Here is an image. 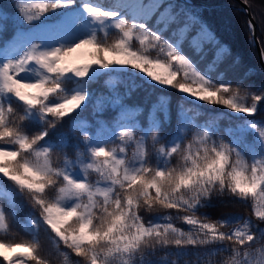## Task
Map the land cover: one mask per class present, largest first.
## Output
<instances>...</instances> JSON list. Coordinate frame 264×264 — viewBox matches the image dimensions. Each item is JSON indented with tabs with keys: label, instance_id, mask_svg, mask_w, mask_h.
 <instances>
[{
	"label": "snow or ice",
	"instance_id": "snow-or-ice-1",
	"mask_svg": "<svg viewBox=\"0 0 264 264\" xmlns=\"http://www.w3.org/2000/svg\"><path fill=\"white\" fill-rule=\"evenodd\" d=\"M0 40V145L12 146L0 149V176L11 184L9 211L29 209L64 264H264V125L245 121L225 141L215 122L201 126L182 106L173 116L160 96L142 126L144 109L124 102L139 87L134 81L123 95L113 81L109 95L89 90L102 73L139 72L195 100L257 114L264 91L243 79L221 82L239 59L194 5L18 0L0 10ZM89 108L91 121L81 118ZM234 201L250 213L230 212ZM8 221L0 204V230ZM39 248L36 236L0 242V257L50 264Z\"/></svg>",
	"mask_w": 264,
	"mask_h": 264
},
{
	"label": "trees",
	"instance_id": "trees-1",
	"mask_svg": "<svg viewBox=\"0 0 264 264\" xmlns=\"http://www.w3.org/2000/svg\"><path fill=\"white\" fill-rule=\"evenodd\" d=\"M247 3L252 17L257 25V36L264 53V0H242ZM28 3H41L46 0H27ZM80 0H77L79 5ZM93 4L99 5L101 8H108L115 4L116 0H89ZM188 2L196 7L201 12L204 19L211 25L215 32L216 38L230 51L234 58L239 59V65L236 69L229 71L222 77V83H230L235 85L243 79L245 87L251 85L250 91L259 94L264 91V69L262 68L258 52L252 37V31L246 27L248 23L247 16L240 9V5L235 0H188ZM18 0H0V10L5 6L16 7ZM110 36L119 35L118 30L114 28L107 29ZM103 35V33H101ZM10 43V41H9ZM136 48H139L138 40L131 42ZM4 48V41L0 40V53ZM200 70H204V65H199ZM131 71V70H129ZM245 73L247 75L245 76ZM219 78V77H218ZM213 79L215 77L213 76ZM107 81L119 82V92L121 95L125 92L124 85L135 82L139 87L132 93L131 96L125 99V103L129 106H141L144 111L140 115L139 120L142 126H147V116L153 104L158 102L160 96H167L168 103L175 116L179 107H184L189 114L198 113L197 119L201 126L208 122H215V126L221 130V137L228 141L230 137L227 134V129L235 128L243 124L245 121H255L260 125H264V107L258 104L257 114L248 116L246 114L234 113L226 109L222 105H210L206 102L195 100L179 93L171 88H164L158 84L148 81L143 78L139 72H133L131 76L120 71L114 73H102L93 81L89 90H95L96 93L109 95L110 90L106 86ZM264 103V102H262ZM110 111V110H109ZM107 114V113H106ZM84 119L92 120L91 108L82 114ZM251 139V137H250ZM11 145H0L2 150H11ZM131 151V148H130ZM92 179H95V174H92ZM0 191L4 195H0V204L4 205L6 212L9 214V229L7 232L0 230V242H28L34 236L38 239L40 248L39 253L50 264H64L63 256L56 251L55 245L50 238L49 232L44 228L37 230L31 223L30 210L27 208L16 209L13 214L9 211L8 193L11 191V184L0 176ZM19 203V201H17ZM228 210L235 215L247 216L251 208L239 201H234L228 205ZM178 227L187 230L188 226L182 222H176ZM50 231V230H49ZM16 252L25 251V249H16ZM67 251V249H65ZM7 255L15 258L14 252H8ZM70 259H78L74 256ZM216 260H222L223 257H215ZM0 264H9L0 257ZM29 264H35L34 261H29Z\"/></svg>",
	"mask_w": 264,
	"mask_h": 264
},
{
	"label": "water",
	"instance_id": "water-1",
	"mask_svg": "<svg viewBox=\"0 0 264 264\" xmlns=\"http://www.w3.org/2000/svg\"><path fill=\"white\" fill-rule=\"evenodd\" d=\"M239 3L240 5V9L245 13V15L247 16L248 22H251V24L254 26L251 31H252V37L256 46V50L258 52V56H259V61L260 64L262 66V68L264 69V53L263 50L261 48L258 36H257V25L256 22L254 21L252 14L250 12V9L247 5V3L243 2L242 0H235Z\"/></svg>",
	"mask_w": 264,
	"mask_h": 264
}]
</instances>
